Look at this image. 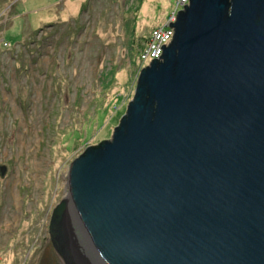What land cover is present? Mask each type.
I'll list each match as a JSON object with an SVG mask.
<instances>
[{
    "label": "water",
    "instance_id": "95a60500",
    "mask_svg": "<svg viewBox=\"0 0 264 264\" xmlns=\"http://www.w3.org/2000/svg\"><path fill=\"white\" fill-rule=\"evenodd\" d=\"M171 26L70 166L49 224L65 264H264V0H190Z\"/></svg>",
    "mask_w": 264,
    "mask_h": 264
},
{
    "label": "rangeland",
    "instance_id": "374dc122",
    "mask_svg": "<svg viewBox=\"0 0 264 264\" xmlns=\"http://www.w3.org/2000/svg\"><path fill=\"white\" fill-rule=\"evenodd\" d=\"M175 6L0 0V264H65L49 224L70 166L112 138L134 97L143 38Z\"/></svg>",
    "mask_w": 264,
    "mask_h": 264
},
{
    "label": "built area",
    "instance_id": "2783aa9c",
    "mask_svg": "<svg viewBox=\"0 0 264 264\" xmlns=\"http://www.w3.org/2000/svg\"><path fill=\"white\" fill-rule=\"evenodd\" d=\"M190 4V0H176V6L163 25L154 27L148 35L146 42L141 46L137 65L141 71L149 66L154 59L161 60L163 46H168L174 37L175 28L171 26L177 20L178 14L185 10V6ZM8 45V43H6Z\"/></svg>",
    "mask_w": 264,
    "mask_h": 264
},
{
    "label": "trees",
    "instance_id": "16d2710c",
    "mask_svg": "<svg viewBox=\"0 0 264 264\" xmlns=\"http://www.w3.org/2000/svg\"><path fill=\"white\" fill-rule=\"evenodd\" d=\"M146 39H147V37H144V38H143V41H142L141 46H143V44L146 42Z\"/></svg>",
    "mask_w": 264,
    "mask_h": 264
},
{
    "label": "flooded vegetation",
    "instance_id": "af4514ba",
    "mask_svg": "<svg viewBox=\"0 0 264 264\" xmlns=\"http://www.w3.org/2000/svg\"><path fill=\"white\" fill-rule=\"evenodd\" d=\"M54 247V246H53ZM55 249V248H54Z\"/></svg>",
    "mask_w": 264,
    "mask_h": 264
}]
</instances>
